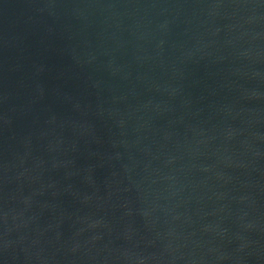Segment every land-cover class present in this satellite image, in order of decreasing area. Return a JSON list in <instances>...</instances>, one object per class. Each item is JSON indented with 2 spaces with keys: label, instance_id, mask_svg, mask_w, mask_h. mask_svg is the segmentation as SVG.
I'll return each instance as SVG.
<instances>
[{
  "label": "water",
  "instance_id": "95a60500",
  "mask_svg": "<svg viewBox=\"0 0 264 264\" xmlns=\"http://www.w3.org/2000/svg\"><path fill=\"white\" fill-rule=\"evenodd\" d=\"M0 264H264V0H0Z\"/></svg>",
  "mask_w": 264,
  "mask_h": 264
}]
</instances>
